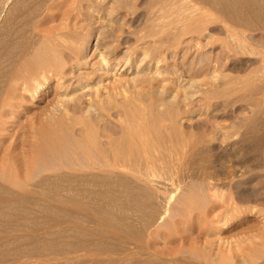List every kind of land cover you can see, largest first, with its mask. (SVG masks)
Returning a JSON list of instances; mask_svg holds the SVG:
<instances>
[{"label": "bare ground", "instance_id": "bare-ground-1", "mask_svg": "<svg viewBox=\"0 0 264 264\" xmlns=\"http://www.w3.org/2000/svg\"><path fill=\"white\" fill-rule=\"evenodd\" d=\"M195 1L198 3L200 2L202 4L205 3V5L207 4L208 7H210V9L208 8L210 11L214 10L216 14H218V16L221 17L219 19H222L221 21L225 23V29H223L225 30V34L224 33L223 34L225 37L226 34L228 36L226 37V40L227 38L232 37L229 38V40L227 41H229L228 43L230 45L229 46L230 52L231 50L235 52L234 56H236L235 54L239 52L242 54H246L244 53L243 50L245 49L246 51L247 45H249V47L251 44L258 45L257 51L260 52L258 54L255 53V55L257 54L261 57L260 58L261 63L258 61L259 65L258 66L256 65L257 67L251 66L252 69L250 70L246 68L247 70H249L246 71L247 74L246 76L244 75L245 74L244 70H242V72L244 73L243 74L244 77H246L245 78L246 80H242L244 78L241 77L242 78L241 79L239 76L234 77L235 80L231 77L228 78L226 76L229 75L226 74L227 72L225 73L226 75H222V76L220 75L219 77L217 76V74L214 73L215 70L213 73L210 72L212 75L209 73L202 74L204 76L202 77V79L200 78V81L198 80V82H200L203 86H205L204 89L203 88L200 89L202 90L200 91V93L202 92L204 95H211V97L213 98L216 97L217 94H220L225 90V89L223 90L222 87L225 86L224 88H226L227 90V88L230 87L229 86L230 83L239 82V84L234 83V85L235 84L240 85V80H242L241 85L243 88V92L246 89L248 91L246 92L249 93V95L247 96L248 107L252 109V113L250 112V118L247 120L245 126L246 131L244 132V138H248V136L254 134L255 131L259 129V128L257 129L256 126L258 120L257 117L261 115L264 111V71H263L264 41L262 42L261 41L262 39L259 40L258 38L260 37L258 36L257 38L255 36L252 37L251 36L249 37V35L246 36L245 32L260 31L258 34L260 33L262 34V32H264V0H195ZM53 2L54 0H0V264H67L68 261L74 257L75 260L77 259L80 260L78 264H104L107 261H108L107 264H196L194 262H191L192 260L189 261L186 259L179 258L178 256L175 257V254L173 252H168V253L157 252L154 246L152 245L153 242L152 243L148 242L151 240L150 237L153 234L160 235L159 231H157L158 229L160 230L158 226H157L158 229L155 228L156 230L154 231H152V228L157 224L158 219L162 218L164 212L165 214L167 213V210H165L166 208L163 209V212H160L159 214H156L153 210V204H154L153 201L155 200V197L158 196L159 194L157 193L158 191L156 192V190L154 189L155 183L153 184L154 181L152 180L154 177H152L151 179V177H149L150 170L149 172H147L148 171L147 168L150 167V165L154 162L155 159L153 156L151 157V155H153L154 153L153 149L155 150L157 149V151L165 150L167 152L168 150L167 148L169 146L171 151L173 149L175 150L186 149L187 152L188 151L190 152L191 151L190 149H192L195 145V140L193 138L194 135L193 134L190 135L186 133L187 131L190 130L187 129L186 132L177 131L176 123H180V122L182 123V121L186 119V117L185 119L182 117L183 120L179 119L180 122L177 121L178 119L177 117L179 115V110H180L178 109V105H177L179 101H177L176 103L177 94L173 96V99H170L169 96L168 97L161 96L158 91L155 93L153 92L146 93L147 95L150 94L148 97L149 98L150 96L153 97L154 98L153 101H155L153 104L151 103L148 106L146 105L147 108L146 112L143 111L145 109L144 106L141 107L139 106L140 103L145 104L144 101L140 102L141 95H138L140 92L138 91L137 95L134 94V92H136L135 90H138L137 89L139 87L138 85L142 84V86H144L145 84L144 82H146L147 84L148 83L147 81H149V83L152 84L151 82H153V80H157L159 79V76H162L161 72L159 71V66H160L159 63L163 59L162 60L147 59L149 54H151L154 51V49L152 48L149 50L140 49L141 46L138 49L135 46V49L133 48L134 50L131 51L133 53L130 52L131 54L126 56V58H124L125 59L124 61H121L122 59L117 60V57L115 58L111 57L112 56L111 53L115 52L114 46L105 45V44L102 45V42H100V38H99L100 35L98 39H96L97 40L95 44L96 48L94 49L98 55L97 62H94V64L90 63L92 64L91 66L87 64L86 57L84 58V55H86L87 52L86 49L87 44L84 45L83 49L81 47L82 49L81 50L80 49L81 45L80 43L78 44V42L73 38L74 37L73 34H72L73 37L70 36L72 37L71 39H63V38L59 39L61 38L58 37V35L60 34H57L56 37L53 38L50 37L51 38V39L49 38L50 46L48 45L45 46L44 44V46L41 45L42 47H44L42 48L38 44L39 50L38 49L36 50L37 46L35 45H37V43H34L35 35L33 32L35 25L37 26L36 21L46 11V8L48 9V7L52 5ZM189 9L190 8H188V11H190ZM186 10L187 9H185L184 11ZM185 13H183V18L185 17ZM180 14L181 13H179L178 16L182 15ZM188 14L189 13H187L186 17L189 16ZM201 16L200 18H202ZM186 17L185 19H188L189 21L191 20V22L192 19L194 20L193 25L199 21L197 17L192 18L191 12L189 16L190 18L188 17L186 18ZM185 19H183V21ZM186 21L183 22L184 25L180 24L183 26H181L182 28L180 27L181 32L180 31L176 32L177 38L179 36L178 32H180V35L182 36V33L185 31V29L183 28L187 24L185 23ZM212 21L214 22L213 19ZM191 22L189 23V25L191 24ZM65 23L67 24V21H65ZM179 23H182V21ZM202 23L203 22L200 23L201 27H202ZM66 24L64 25L66 26ZM198 24H196V26H198ZM222 24L220 22L221 26ZM193 25L192 27L195 26ZM65 26H62V28H65ZM58 27H60V25ZM189 27L191 28V26ZM201 27L200 28L197 27V28H199L200 31L202 32ZM154 28L155 27H153V29ZM178 29L179 28H176V30ZM199 29L197 30L199 31ZM212 29L214 30V28ZM191 30L192 29H190L189 31ZM218 31L220 32L221 35L222 28ZM186 32H188V30H186ZM192 32L194 31L188 33H192ZM61 36L65 37L63 35ZM150 36H151L150 34L146 35L144 39H147L146 37H150ZM234 36H236V38ZM142 39L143 38H140L139 40H137V42L142 41ZM115 41L118 42V39H116ZM257 45H256V49H257ZM161 46L163 45L161 44ZM259 47H261L260 50ZM84 48L86 49V52L84 51ZM96 49H98L99 53L97 52ZM83 51L85 54L83 53ZM95 51H93V53ZM30 52L33 53L32 56H30L31 55ZM80 53H82V55L84 54L83 57H80ZM66 58H71V61L73 62H71V64H69L70 62L67 63V61L65 60ZM257 60H259V58ZM244 62L242 63L244 64ZM87 65L91 67V69L93 70V72H90L89 74H91L92 75L91 77H93L96 80V83L94 85L89 86L90 84L89 83H88L89 85L86 84L87 82L83 84L76 83L71 87L69 85H66V81L68 80V77L73 78L75 71L79 70L80 66H83L84 68V66L86 67ZM243 66H248V65H243ZM259 66L262 68V72L260 71ZM258 72L259 74L257 75L256 73ZM149 73L151 74L150 76ZM212 77H214V79H216L217 77L220 78V82L222 83L219 84L218 82L219 79H218L217 81L215 80L218 84L213 82L214 83L213 86L210 87L211 85L210 82L213 81ZM210 78H212L211 79L212 81L209 80ZM50 79L56 80L57 82L56 85L60 90L57 95L56 103L52 104V108L48 110L47 113L45 112L46 109H44L45 110L43 113L44 117L43 119H40L39 117L41 121L37 123L39 124L38 126L35 125L36 122L38 121L35 122L34 120L36 119L34 118H32L34 120L31 119L29 121L30 123L28 122L25 125L26 127L28 125L30 132L34 134L32 137V142L29 145L31 148L30 149L31 156L42 157L44 161H48L49 159L51 160V158H54L55 156L59 155L62 152V150L66 148L69 142L70 146L75 147L74 149L80 152L78 153L80 156L82 155L81 158L85 159V161L89 163L87 165L86 163L83 164L82 162L83 164L82 167L87 165L89 166L88 167L89 169L86 168L87 166L84 167L83 169L80 168V165H78L77 167V164L75 162H73L76 164L74 165L75 168L74 166H71L72 165L71 164L70 165L71 168L69 167L68 171L62 166H60L59 168L55 167L56 168L55 170L54 169L49 170L47 165L46 167H44L45 166L44 165L43 166L44 169L43 168L37 170L35 169L36 171H33L34 174L36 172L35 175L33 174L29 176L32 173L28 171L27 174L29 173V175L21 176V178H23L21 179L20 174L18 170L15 168L16 166L14 165V161H16L19 158L18 154H16V151L19 147L20 141L17 140V137H15L14 138L15 140H13V142H9V144L7 143L8 145L6 144V146L3 145V142L6 141L5 140L6 134L4 132L8 129L6 125L8 123L9 118L7 119V117L8 116L10 117V115L13 116L14 113L13 111L14 109H17L16 107L20 108L23 106L21 101H17L13 103L11 101L16 98L21 99L23 101L25 99H31V101L33 102L39 101L40 100L39 98L43 96L42 91L46 89ZM193 79L195 78L191 79L192 82L189 80L190 84L194 83ZM161 81H159V83ZM260 82L262 83L259 84ZM201 84L200 87H203L201 86ZM181 85L182 84H180V86ZM181 87L178 88L181 89ZM132 88H136V89L132 91L133 94L130 93L132 94L131 95L132 97L130 96L131 98H129V95L127 96V91L130 92ZM186 88H188V86H186ZM190 88L192 87H189V89ZM219 88L222 89L221 90L222 92L220 93L218 92ZM231 89L232 88L230 87V90ZM17 91L19 92L17 93ZM232 91L233 90H231V92ZM233 92L236 93L239 92V90L237 89L234 90ZM82 93L84 94L83 96ZM161 93H163V91H161ZM182 93L184 92L182 91ZM80 94L83 97L82 101L79 98ZM118 95H122L121 99L123 98L122 101H124L123 103L122 101L119 102L121 105L118 103L121 106V108H123L122 110L123 113L121 111L119 112L120 114L122 113L121 115L123 116L122 117L119 116L120 114L117 112L118 117H121L122 119L124 117L127 118L128 121L125 118L124 120H126L125 122L127 124L130 123L131 126L129 127L125 122H122L123 124L124 123L126 124V126L122 128L124 125L121 122H119V124H116L118 125V129L122 131L119 137L117 138L116 136L111 137L109 136L110 133L104 135L106 131L105 132L102 131L104 133L103 136L98 137L97 134L100 135V132L98 131L99 133L94 134L97 132L94 131V129L97 130L96 128L99 127L98 124H100V122H98V120H100L102 117H98L101 113L100 114L98 113L99 115L96 114L98 116L94 114L96 113V110H98L103 106H105L103 108L106 109V107L109 105L108 102L106 104L108 98L114 100V98L117 97ZM243 95H245V93H243ZM257 96L262 97L261 106L263 108L262 107L260 108L259 102L257 101ZM260 97L258 98L259 101H260ZM72 100L77 101L75 102L76 105L75 107L69 106V102ZM110 101L109 103H112ZM210 102H208V107L210 106L209 105ZM146 104H148V102ZM115 107H113V109ZM26 108L28 109V107ZM121 108H119V110H121ZM111 109L112 108H110V110ZM187 109L186 110L182 109L184 111L183 113H185V111L186 112L189 111ZM41 111H43V109ZM104 111L102 110V112ZM212 111L211 113H213ZM97 112H99V110ZM187 113L189 114V112ZM100 116L103 115L101 114ZM121 118L119 119L117 118V119L120 120ZM210 118L212 119L211 116ZM137 119L138 121L140 119L142 121L137 122ZM162 119H164L163 121L164 122L166 121V123L167 120L170 122V125H168L167 127L170 129V131H172V134H170L169 131L170 134L169 136H166L168 135V133L166 135L162 133L163 127H165L163 126L164 123L163 124L161 123L162 125L160 124V122H162L161 121ZM187 121L189 122L190 120L188 119ZM192 121L193 120H191L190 122ZM259 121L261 120L259 119ZM80 124H82V126L79 127L82 128L81 130L79 129L78 131L81 132L82 136L76 137L74 136L75 135L74 134L72 135L73 137H71V139L68 140L66 138L67 133L69 135L75 133L76 130H74V128H76V126ZM120 124L121 126L123 125L122 127L120 126L122 129L119 128ZM258 124H259L258 126H260V122H258ZM113 125L115 124L113 123ZM180 125L179 127H181ZM166 130L164 129V131ZM114 133L116 134V132ZM259 135H263V134H259ZM262 141L263 140L261 139L260 142ZM160 148L162 149L165 148V149L161 150ZM233 148L235 149V147ZM194 151H192V153ZM179 152L175 156L177 155L179 156ZM158 154L160 155V153H157V155ZM162 155L164 154L162 153ZM166 155L167 154H165V156ZM154 156H156V154ZM180 156L182 157V155ZM47 158L49 159L47 160ZM160 159H161L160 161L162 162L165 161L164 159L162 160V158ZM168 159L170 158H167L166 160L168 161ZM44 161H40V162H44ZM32 164H34V161L32 162ZM153 169H155V167ZM46 171L51 172V174L46 173L47 175L44 174L38 176L40 173L43 174ZM209 179L207 181H209ZM212 181L210 180V182ZM214 185H218V184H214ZM210 187H212V185ZM240 188L241 187H239V189ZM232 189H234V187ZM249 190L251 191V189ZM228 191L229 190H227V192ZM239 201L237 200L238 203H240ZM246 201L249 203L248 200ZM187 203L188 204L193 203L189 199V197L187 198ZM238 203L235 204L238 205ZM192 205H190V207H192ZM228 205L229 204H227V208ZM240 205L242 204L240 203ZM229 209H227L226 211L227 212L231 211ZM232 212L234 213V211ZM228 213L226 215H228ZM217 214L212 215L213 217L211 216V219L212 218L216 219L215 215L217 216ZM209 218H208L209 222H212L213 224L214 223L217 224V222H215L214 219L211 221V219ZM210 224L211 223H208V225ZM262 224L264 225V223ZM177 231H178L177 225H175V227L168 226L166 230H164V236L165 237L172 236L173 234L177 233ZM76 253H80L79 255L80 258L76 257L78 256L76 255ZM73 254H75V256H73ZM220 254H222V252ZM201 257H205V255ZM209 257L208 256L205 257L204 263L201 264H232L233 262L232 260L226 257H221V258L218 257L216 259V255L213 254L210 255ZM240 257L242 258V256ZM104 258H106V261L104 260ZM236 258L237 260L239 259L238 257H234V262L237 261V260L235 261ZM250 259L253 258L251 257ZM240 261L241 264H243V262L244 264L249 263V261L245 257L242 258ZM153 262H159V263H153ZM262 264H264V261L262 262Z\"/></svg>", "mask_w": 264, "mask_h": 264}, {"label": "rangeland", "instance_id": "rangeland-1", "mask_svg": "<svg viewBox=\"0 0 264 264\" xmlns=\"http://www.w3.org/2000/svg\"><path fill=\"white\" fill-rule=\"evenodd\" d=\"M195 2H196L195 0H193V1L192 0H187V1L186 0H173V1L172 0H158V1L157 0H119V1L118 0H99V1L98 0H59V1L54 0L52 5H50V7H48V9L46 8L47 12L45 11L46 13L44 12L36 21L37 26L35 25L36 29L34 28V30H33L34 35H35L34 43H37V45H35V46H37V48H36V50H37L39 48L38 44H39V46H41V45L44 46V44H45V46H47V45L50 46L49 38L50 37L51 38L56 37L57 34H60V35H58V37H61L59 39H62V38L63 39H71L74 36L73 38L78 42V44L80 43V45H81L80 49H81V47L83 49L84 45L87 44L86 45L87 46V48H86L87 52H86V49L84 48L86 55H84L85 54L84 51H83V53H84L83 55H84V58L86 57V62H87V64H89V66L94 64V62H97L98 55L94 49L96 48V46H95L96 41H97L96 39H98L99 35H100V37H99L100 42H102V45L105 44V45L114 46L115 52L111 53L112 54L111 57H113V58L117 57V60L122 59L121 61H124L125 60L124 58H126V56L133 53L131 51H133L135 49V46L138 49L140 46H141L140 49H147V50H149L151 48L154 49V51L151 54H149L147 59H153V60H159V59L162 60L163 59L162 60L163 62L161 61L159 63V65H160L159 71L161 72L162 76H159V79H157L158 81L153 80V82H151L152 84H150L149 81H147L148 82L147 84H146V82H144L146 84V85L144 84V86H142V84L138 85L139 87L138 86H137L138 88L136 87L138 90H135L136 88H132L130 92L127 91V96L129 95V98H131L132 97L131 95L133 94L132 91L135 90L136 92H134V94H136V95L138 94V91H139L141 93V94L140 93L138 94V95H141L140 102L144 101V103H145V104L140 103L139 106L140 107L144 106L146 110L143 108L144 109L143 111L146 112L147 111L146 105L148 106L149 104H151V103L153 104L155 102V101H153L154 98L150 96V98H151L150 99L148 97L150 94L147 95L146 93H150V92L155 93L158 91L161 96H163V97L169 96L170 99H173V96L177 94L176 95V103H177V101H179V103H180V104L177 103L178 109H180L179 115L177 117L178 118L177 121L180 122L181 119L183 120V118L185 119V117H186V119L183 120L182 123L181 122L176 123L177 124L176 125L177 131L178 132H186L187 129L190 130L191 132L187 131L186 133H188L190 135L191 134L194 135V136L193 135L192 136L195 140L196 146L194 145V147L192 149H190L191 150L190 152L189 151L187 152L186 149L185 150L173 149L171 151L169 146L167 148L169 150V152H168V150L166 152L164 150L165 148H163V149L160 148L161 150H164V151H157V149L156 150L153 149L154 153L150 152V153H153V155H151V157L153 156L155 158L154 162L155 161L156 162H155V164L153 162L151 164L152 166L150 165V167L147 168L148 169L147 172H149V170H150L151 173L149 172V177H151V179H152V177H154L152 179L154 181L153 184L155 183L154 189L156 190V192L158 191L157 193H159L158 196H156L155 200L153 201L154 202L153 210L156 214H159L160 212H163V209L166 208L165 210H167V213L165 214V212H164V214H163L164 216L162 215V218L158 219L157 224L152 228V231L160 228V230L159 229L157 230V231H159L160 235H156V234L154 235L153 234L151 236L152 238L150 237L151 240L149 239L151 242L150 241H148V242L149 243L153 242L152 245L154 246V248L157 252H160V253L161 252H167V253L173 252L175 254V257L178 256L179 258H182V259H186L189 261L192 260L191 262H194L196 264L204 263L205 257H207V256L209 257L212 254L216 255V259L218 257L229 258L230 260L233 261L232 264L233 263L236 264L237 261H239V262H237V264H241L240 260L244 257L249 261L248 264H258V262H259V264H262V262L264 261V251H263L264 250V225L262 224V223H264L263 222L264 221V216H263L264 215V163H263L264 162V143H263L264 142V118H262V117H264V111L261 115H259L257 117L258 120H257L256 126H257V129L258 128L259 129L257 131H255L254 134L248 136V138H244V132L246 131L245 126H246L247 120L250 118V112L252 113V109H250L248 107V104H247V99H248L247 96L249 95V93H247L248 91L246 89L243 92V88L241 85V81L246 80L245 79L246 77H244V75L245 76L247 75L246 71H249L250 69H252L251 66L257 67L259 65L258 61L261 63V61H260L261 57L259 55H257L260 51H257L258 50L257 44H251L253 46L250 45V47H249V45H247L246 51H245V49L243 50L244 53H246V54H242L239 52L240 54L236 53L235 54L236 56H234L235 52H233L232 50L230 52V49H229L230 45L228 43L229 41H227V40H229V38H232V37H229L226 40V37H228V36H227V34H226V37L224 36L225 30H223V29H225V23L223 21H221L222 19H219L221 17L218 16V14H216V12L214 10L211 9L212 11H210L209 10L210 7H208L207 4L205 5V3L202 4L200 2L199 3L196 2V3H198V4H196ZM133 4H135V5H133ZM87 8H88V10H87ZM150 8H152V9H150ZM188 8H190L189 9L190 11H188ZM185 9H187L186 10L187 12L184 11ZM182 11H183V13L186 12L185 17L187 15V13H189L188 15L190 16V12H191L192 18L197 17L199 19V21L196 20V21H198L196 24H198V23L200 24L201 22H203L202 27H201V24H200V26H199V24H198V26H196V24H194L195 25L194 26L193 25L194 20L192 18H191L192 22H191V20L189 21L188 19H185V17L183 18ZM213 11H214V13H213ZM209 12H211V13H209ZM179 13H181L182 15L180 14L181 16H178ZM189 16H187V17L190 18ZM200 16L202 18H200ZM209 18H210V20H209ZM216 18H218L219 20ZM67 19L68 20L71 19V20L68 21ZM183 19H185L184 21L187 20L185 22L187 24L183 28V29H185V31L183 30L185 32V34L182 31L183 33L181 36L180 35L181 30L180 29L182 28L181 26L184 25ZM200 19H201V21H200ZM202 19H203V21H202ZM212 19L214 20V22L212 21ZM65 21H67V24L65 23ZM155 21H158V22H155ZM178 21L179 22L182 21V23H179ZM190 22L194 27H192L191 24L189 25ZM220 22H221V24L223 23L222 26L220 25ZM160 23H161V25H160ZM64 24H66V26ZM180 24H183V25H180ZM59 25H60V27H58ZM153 25H155V26H153ZM203 25L205 28L203 27ZM62 26H65V28L66 27L67 28L66 29L62 28ZM189 26H191V28ZM153 27H155V28L153 29ZM188 27H189V29H188ZM197 27H199V28L201 27L202 32ZM219 27L222 28L221 35H220V32L218 31L221 29ZM71 28H73V29H71ZM103 28H105V29H103ZM157 28H159V29H157ZM176 28H179V29L176 30ZM212 28H214V30L216 32ZM31 29H32V27H31ZM62 29H63V31H62ZM190 29H192L191 31H194V32L188 33V32H191V31H189ZM197 29H199V31ZM186 30H188V32H186ZM177 31H180V32H178V34L180 36V37L178 36V38L176 35ZM144 32H146V33H144ZM162 32H164V33H162ZM217 32H219V33H217ZM259 32L260 31H258V32L257 31H255V32L248 31V32H245V34H246V36L249 35V37L255 36L257 38V36H258V37H260L258 39L259 40L262 39L261 41L263 42L264 41V35H263L264 32H262V34L260 33L263 37L260 34H258ZM72 34H73V36H72ZM149 34L151 36L146 37L147 39H144V37L146 35H149ZM61 35L65 36V37H62ZM108 35L111 37H109ZM70 36H72V37H70ZM107 36H108V38H107ZM208 36H210V37H208ZM113 37H115V38H113ZM234 37L236 38V36H234ZM140 38H143L142 41L137 42V40H139ZM106 39H108V40H106ZM116 39H118V42L115 41ZM47 40H48V42H47ZM208 40H209V42H208ZM113 42H114V44H113ZM128 42H130V43H128ZM126 43H128V44H126ZM139 43H141V44H139ZM161 44L163 46H161ZM225 44H226V46H225ZM256 45H257V49H256ZM158 46H160V47H158ZM42 48H44V47H42ZM260 48L261 47H259V50H260ZM96 50L98 52V49H96ZM93 51H95V52L93 53ZM33 53H31L30 56H32ZM255 53H257V54L255 55ZM83 55H82V53H80V57H83ZM219 55H221V56H219ZM226 56L227 57L229 56V57L227 58ZM87 57H89V58H87ZM258 58H259V60H257ZM65 60L67 61V63L70 62L69 64H71V62H73V61H71V58H66ZM226 61H228V62H226ZM241 61L242 62L245 61L244 64ZM90 63H92V64H90ZM249 63H250V65H249ZM243 65H248V66H243ZM89 66L88 65L86 67L84 66V68H83V66H80V69L75 71L73 78L68 77V80L66 81V85H69L71 87V86L75 85L76 83L83 84L86 82H87L86 84H88V83L90 84V85L88 84L89 86L94 85L96 83V80L93 77H91L92 76L91 74H89L90 72H93V70ZM260 66H261V64H260ZM260 66H259V68H260V71L262 72V68ZM239 68H241V69H239ZM246 68H248L249 70H247ZM85 70L86 71L88 70V71L86 72ZM214 70H215V72H214ZM242 70H244L245 74L242 72ZM263 71H264V69H263ZM210 72L211 73L214 72L219 77H220V75L222 76V75L229 74V75H226L228 78L231 77L234 79V77H236V76H239L240 78L241 77L244 78V79L241 78L242 80H240L238 78L240 80V85H238L239 82H234V83H238L235 85H234V83L229 84V86L232 88L231 90L234 91V90L238 89L239 92L234 93L232 91L233 92L232 93L230 90V87H228L229 90L227 88V90H228L227 91L226 88H224L225 87L224 86L222 88H223V90L224 89L225 90L222 92L221 91L222 89L219 88L218 92L219 93L222 92V93L217 94V96L214 98L211 97V95H204L202 92L200 93V91H202L200 89L201 88L204 89L205 86H203L200 82H198V80L200 81V78L202 79V77L204 76L202 74H205V73L211 74ZM256 74L258 75L259 72ZM150 75L151 74L149 73V76ZM197 76H199V77H197ZM89 78H91V79H89ZM192 78H195V79H193L194 83L190 84V81ZM212 78L209 79V80H211V79L213 80V81L211 80L212 82H210V84H211L210 87L213 86L214 83L218 84L216 82L218 79H219V81H218L219 84L222 83V82H220V78H218V77L216 79H214V77H212ZM184 80H186V81H184ZM239 80H237V81H239ZM159 81H161L160 83H162V84H160ZM182 81H184V82H182ZM56 83L57 82L54 79L49 80L46 89L44 91H42L43 96H41L39 98L40 99L39 101L33 102V101H31V99H25L23 101V100L17 99V98L13 99L11 101L12 103L17 102V101H21L23 106L20 108L16 107L17 109H14V111H13L14 117L11 115H10V117L9 116L7 117V119L9 118L8 123L6 125L8 129L4 132L6 134V139H5L6 141L3 142V145L6 146L7 143L9 144V142H13V140H15L14 139L15 137H17V140L20 141L19 147L16 151V154H18L19 158L16 161H14V165L16 166L15 168L18 170V172L20 174V178H21V176L29 175V173L27 174L28 171L30 173H32L29 175V176H31L34 174L33 171H36L37 169H42V168L44 169V167H46V165H47L49 170H53V169L55 170L57 167L59 168L60 166H62L63 168H65L68 171L71 164H72L71 166H74L77 164V167H78V165H80V168H82V169L89 164L85 161V159L81 158L82 155L81 156L79 155L80 152L77 151L76 149H74L75 147L70 146L69 142H68V145L66 146V148L64 150H62V152L59 155L55 156L54 158H51V160L49 158H47V160L48 159L49 160L44 161L42 159V157H39V156L32 157L31 156V153H30L31 148L29 145L32 142V137L34 134L30 132L28 125H27V127L25 125L32 118H34L36 120H34V119H32V120H34L35 122L38 121L35 124L36 126H38L39 124H37V123H39L41 121L40 119H43V117H44V114H43L45 111L44 109H46L45 112L47 113V111L52 108V104L56 103L57 95H58V92L60 91L59 88L57 87ZM261 83L262 82H260L259 84H261ZM180 84H182L181 85L182 87L180 86ZM186 84H188V85H186ZM200 84L203 87H200ZM186 86H188V88H186ZM146 87H147V89H146ZM161 87H162V89H161ZM178 87H181V89ZM189 87H192V88L189 89ZM226 87H227V85H226ZM235 87H236V89H235ZM153 88H154V90H153ZM156 89H158V90H156ZM164 90H165V92H164ZM161 91H163V93H161ZM182 91L184 93H182ZM18 92L19 91H17V93ZM86 92H84V93H86ZM170 92L172 95L170 94ZM130 93H132V94H130ZM143 93H144V95H143ZM198 93H199V95H198ZM243 93H245V95H243ZM15 95H16V92H15ZM83 95L84 94L82 93V96ZM82 96H81V94L79 95V98L81 101L83 99ZM183 96H185V97H183ZM121 97H122V95H118L117 97L114 98V100H116V101L119 100L118 102L114 101L111 98H108L106 101V104L108 102V104L109 105L111 104V105L110 106L106 105L107 106L106 109L103 108L105 106L99 108L98 109L99 112H97L98 110H96V113L94 115H96L98 113L99 114L101 113L103 115V116H100L101 114L100 115L98 114L99 116L96 115V116L102 117V118L100 120H98V122H100V124H98L99 127L96 128L97 124L95 125L96 127L94 126L97 130H95L93 128L94 131H97L96 133L93 132L94 134H97L100 132V135L97 134L98 137L103 136L104 133L102 131H104V132L106 131L104 135L110 133L109 136H111V137L116 136V138H117L120 136L122 131H120L118 129V125H116V124H119V122H121V123L125 122L127 120V118H125V117L124 118L126 120H124V118L123 119L121 118L123 116V115H121L123 113V111H122L123 108H121V106H120L121 104L119 103L120 101L123 100V98L121 99ZM182 97H183V99H182ZM259 97L260 96H257V101L259 102V106L261 108L262 107L261 106L262 105V100H261L262 97H260V101L258 99ZM184 98L187 100H185ZM108 100L110 102H112V100H113V102H114V103L112 102L113 105H112V103H109ZM75 102H77V101H73V100L70 101L69 106L75 107L76 106ZM123 102L124 101H122V103ZM147 102H148V104H146ZM208 102H210L209 103L210 108L208 107ZM116 103L117 104L119 103L120 105L119 104L117 105ZM114 104H116L117 106ZM179 105H181V106H179ZM204 105H207V106H204ZM25 106L28 107V109ZM184 106H185V108L187 106L188 109L187 108L186 109L189 110V111H187V112H189V114L186 111H185V113H183L184 111L182 109L186 110L184 108ZM113 107H115V108L113 109ZM110 108H112V109L110 110ZM119 108H121V110H119ZM213 108H214V110H213ZM42 109H43V111H41ZM102 110L103 111L105 110V111L102 112ZM107 110L109 111V114H108ZM120 111L122 112L121 114L119 113ZM211 111L213 113H211ZM117 112L120 114L119 116H121V117H118ZM216 112L219 114H217ZM35 114H36V116H35ZM141 114H143V113H141ZM185 114H186V116H185ZM211 114H213V115H211ZM107 115H109V116H107ZM41 116H42V118H41ZM210 116L212 117V119L210 118ZM39 117H40V119H39ZM114 118H116V119H114ZM117 118L118 119L121 118V119L118 120ZM102 119H103V121H102ZM188 119L190 121L191 120H193V121L188 122L187 121ZM259 119L261 121H259ZM262 119H263V121H262ZM117 120H118V122H117ZM163 120L164 119H162L161 120L162 122H160V124L161 123L165 124V125L163 124V126H165V127H163L162 133L164 135H166L168 133V135H166V136H169L170 134H172V131H170V129L167 127L168 125H170V122L167 120V123L169 122L167 124L166 121L164 122ZM209 120L211 123L209 122ZM139 121H142V120L140 119ZM139 121L137 119V122H139ZM16 122H17V124H16ZM98 122H96V123H98ZM135 122H136V120H135ZM258 122H260V126H258L259 125ZM18 123L20 126L18 125ZM113 123L115 125H113ZM125 123L124 124L122 123L124 125V126L122 125L123 127L120 124L119 128L120 129L124 128L127 124V123L126 124ZM187 123H188V125H187ZM219 123H221V124H219ZM129 124L130 123H128L127 125L130 127L131 124L130 125ZM179 125L181 127H179ZM79 126H82V124L77 125L76 128H74V130H76L77 133L75 132V133L70 134V135L67 133L66 138L68 140H70L71 137H73L72 135H74V134H75L74 136H76V137L82 136L81 132L78 131L79 129L81 130L82 127H79ZM236 128H238V129H236ZM114 129H115V131H114ZM164 129L165 130L167 129L168 132H167V130L164 131ZM169 131H170V134H169ZM114 132H116V134ZM197 132H199V133H197ZM234 133H236V134H234ZM195 134H197V135H195ZM259 134H263V135H259ZM199 135H201V136H199ZM261 139L263 140L262 142H260ZM242 143H244V144H242ZM197 146L199 149L197 148ZM201 146H203V147H201ZM233 147H235V149ZM176 151H177V153H176ZM192 151H194V152L192 153ZM161 152L164 155H162ZM171 152H173V153H171ZM178 152H179V156L178 155L175 156L176 154H178ZM157 153H160V155L159 154L157 155ZM155 154H156V156H154ZM165 154H167L166 155L167 157L165 156ZM180 155H182V157ZM149 156H150V154H149ZM157 157H159V158H157ZM160 158H162V160L164 159L165 161L164 162L160 161L161 160ZM165 158L166 159L170 158V159H168V161H167ZM184 158L187 160H185ZM53 159H55V160H53ZM80 159H82L84 161H82ZM33 161H34V164H32ZM40 161H44V162H40ZM73 162H75L76 164ZM82 162H83V164L86 163L87 165L85 164L86 166L82 167L83 166ZM196 162L199 164H197ZM48 165L50 166V168ZM52 166H53V168H52ZM156 166H157V168H156ZM88 167L89 166H87L86 168L89 169ZM154 167H155V169H153ZM74 168H75V166H74ZM151 169H152V171H151ZM152 172H154V173H152ZM46 173L51 174V172L46 171L43 174L40 173L38 176L44 175V174L47 175ZM35 174H36V172H35ZM253 175L254 176L256 175L255 178ZM158 176H160V177H158ZM259 178H261V179H259ZM21 179H23V178H21ZM208 179H209V181H207ZM255 179H257V180H255ZM210 180L211 181L213 180V181L210 182ZM256 182L258 183V185ZM226 183H228V184H226ZM243 183H244V185H243ZM246 183H247L248 187H247ZM208 184L210 186L212 185L213 188L210 187ZM214 184H218V185H214ZM235 185H237V186H235ZM217 186H218V189H217ZM229 186H230V188H229ZM260 186H261V189H260ZM233 187H234V189H232ZM236 187H238V188H236ZM239 187H241L242 189L241 188L239 189ZM226 188H228V189H226ZM248 188L251 189V191ZM231 189L233 192L231 191ZM227 190H229L230 192L229 191L227 192ZM237 190H239V191H237ZM245 191H247V192H245ZM170 194H172V195H170ZM236 195H237V197H236ZM170 196H172V197H170ZM188 197L193 202L192 203L193 205L187 203ZM234 198L235 199L238 198L237 200L238 201L240 200L239 202L242 205H240V203H238L237 200H235ZM246 200H248L251 205ZM195 203H196V205H195ZM231 203H233V204L238 203V205H236V204L233 205ZM227 204H229L228 208H227ZM190 205H192V207H190ZM233 206H235V207H233ZM246 206H247V208H246ZM251 206L253 209L251 208ZM224 207L227 209L230 208L229 210H231V211H228L229 212L228 213L226 211L227 209H225ZM232 208H234V209H232ZM232 211H234L235 214ZM219 212H220V214H219ZM230 212H232V213H230ZM227 213H228V215H226ZM214 214H217V216L215 215L216 219L215 218L211 219V216ZM261 216H262V218H261ZM208 218L211 219V221L214 219L215 222H217V224H215V223L213 224L212 222H209ZM217 218H218V220H217ZM205 219H207V220H205ZM208 223H211V224L208 225ZM174 224L177 225V228H178L177 233L173 234L172 236L165 237L164 236V230H166V228L168 226H171V227L174 226L175 227ZM219 224H221V225H219ZM211 225H214V226H211ZM157 226H158V228H157ZM212 227H215V228H212ZM160 231H162L163 233ZM261 236H263V237H261ZM238 246L240 249L238 248ZM220 248H223V249H220ZM221 252H222V254H220ZM76 255H78L76 257L80 258V256H79L80 253H76ZM203 255H205V257H201ZM73 256H75V254H73ZM240 256H242V258ZM234 257H238L239 259L240 258L241 259L237 260V258H236L235 261L236 260L237 261L234 262ZM251 257L253 259H250ZM104 260L106 261V258H104ZM79 262H80V260L79 259L75 260V257L68 261L69 264H78ZM107 262H105L104 264H107ZM153 263H159V262H153ZM243 264H244V262H243ZM245 264H247V263H245Z\"/></svg>", "mask_w": 264, "mask_h": 264}]
</instances>
